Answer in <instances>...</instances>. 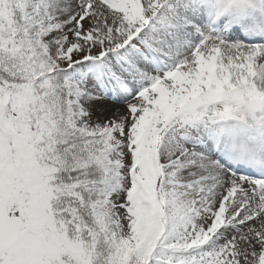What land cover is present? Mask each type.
Instances as JSON below:
<instances>
[{"label":"snow or ice","instance_id":"6c2138e0","mask_svg":"<svg viewBox=\"0 0 264 264\" xmlns=\"http://www.w3.org/2000/svg\"><path fill=\"white\" fill-rule=\"evenodd\" d=\"M0 264H264V0H0Z\"/></svg>","mask_w":264,"mask_h":264}]
</instances>
